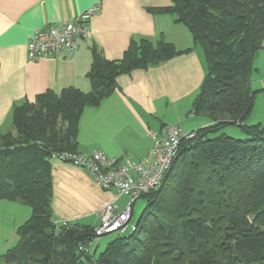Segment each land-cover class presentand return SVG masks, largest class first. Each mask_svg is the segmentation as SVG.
<instances>
[{"label": "trees", "instance_id": "16d2710c", "mask_svg": "<svg viewBox=\"0 0 264 264\" xmlns=\"http://www.w3.org/2000/svg\"><path fill=\"white\" fill-rule=\"evenodd\" d=\"M171 2L149 11L171 14L203 49L206 74L188 115L209 124L182 138L161 184L140 196L146 206L135 229L92 251L95 227L54 218L53 155L79 153L84 109L110 96L119 75L181 52L163 37L132 41L118 60L94 46L90 91L68 87L16 103L15 132H0V199L32 209L4 264H264V127L244 124L257 97L251 74L264 47V0ZM232 121L249 137L218 133Z\"/></svg>", "mask_w": 264, "mask_h": 264}, {"label": "crops", "instance_id": "0c3cea01", "mask_svg": "<svg viewBox=\"0 0 264 264\" xmlns=\"http://www.w3.org/2000/svg\"><path fill=\"white\" fill-rule=\"evenodd\" d=\"M171 3L0 0V132H15L12 110L16 103L34 102L42 93L59 94L68 87L90 91L87 73L94 46L106 58L118 60L132 41L145 38L156 43L161 37L181 52L158 65L119 75L118 87L110 96L99 106H87L80 117L78 152L101 150L109 156L141 160L148 156L153 137L162 136L166 126H179L189 133L209 124V120L185 123L206 74L203 49L188 26L171 14L149 11ZM96 4L100 9L89 21L90 32L77 39L74 53L63 50L36 60L28 57L27 43L34 30L73 19ZM52 183L57 223L69 220L96 227L106 204L114 202L122 210L130 201L129 195L102 188L84 169L60 160H52ZM31 214L30 205L21 200L0 199V257L18 243L17 229Z\"/></svg>", "mask_w": 264, "mask_h": 264}, {"label": "built area", "instance_id": "2783aa9c", "mask_svg": "<svg viewBox=\"0 0 264 264\" xmlns=\"http://www.w3.org/2000/svg\"><path fill=\"white\" fill-rule=\"evenodd\" d=\"M99 9L100 5L96 4L73 19L34 30L27 43L28 57L36 60L45 55H59L63 50L74 53L78 49L77 39L89 34V21ZM188 136L192 135L179 126H166L162 136L153 137L148 156L141 160L113 157L101 150L91 154L62 152L54 154L53 158L84 169L104 189L115 188L119 194L130 196L122 210L114 202L106 204L100 211V223L95 227L97 236L122 234L130 226L135 229L131 224L135 201L161 184L178 155L182 138ZM61 223L70 227L69 220Z\"/></svg>", "mask_w": 264, "mask_h": 264}, {"label": "rangeland", "instance_id": "374dc122", "mask_svg": "<svg viewBox=\"0 0 264 264\" xmlns=\"http://www.w3.org/2000/svg\"><path fill=\"white\" fill-rule=\"evenodd\" d=\"M251 86L252 89L257 91V97L254 105L252 114L245 120L246 125H255L260 123L264 127V49H261L255 59L254 68L251 74ZM209 120L205 115L198 116H187L185 117V123L189 125L190 123L204 122ZM219 134L225 133L226 135L245 139L249 135L243 130L242 127L234 124H228L223 127ZM1 143V141H0ZM146 206L145 197H139L134 203V215L131 224H136L143 209ZM116 233H109L99 237H96L91 245V249H97V254L103 251L107 243L115 237ZM99 239V240H98ZM98 244V245H97ZM5 255L0 257V264H4Z\"/></svg>", "mask_w": 264, "mask_h": 264}, {"label": "water", "instance_id": "95a60500", "mask_svg": "<svg viewBox=\"0 0 264 264\" xmlns=\"http://www.w3.org/2000/svg\"><path fill=\"white\" fill-rule=\"evenodd\" d=\"M231 124L238 125V126L240 125L239 122H235V121H232Z\"/></svg>", "mask_w": 264, "mask_h": 264}]
</instances>
